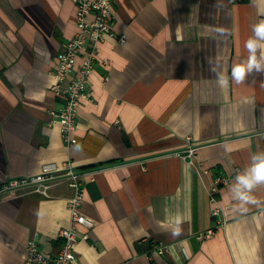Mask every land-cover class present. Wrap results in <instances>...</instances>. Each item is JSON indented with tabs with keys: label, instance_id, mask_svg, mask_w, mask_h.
I'll use <instances>...</instances> for the list:
<instances>
[{
	"label": "crops",
	"instance_id": "crops-1",
	"mask_svg": "<svg viewBox=\"0 0 264 264\" xmlns=\"http://www.w3.org/2000/svg\"><path fill=\"white\" fill-rule=\"evenodd\" d=\"M261 10L264 0H114L67 147L50 86L56 55L77 31L74 0H0V184L67 162L92 172L80 207L92 225L77 228L88 237L74 245V264H264V185L246 212L231 194L264 151V75L230 78ZM212 67L229 78L226 89ZM217 176L229 181L215 220L207 189ZM33 189L0 198V264H23L29 240L59 250L73 190L64 180L45 195ZM157 245L165 253L147 258Z\"/></svg>",
	"mask_w": 264,
	"mask_h": 264
},
{
	"label": "built area",
	"instance_id": "built-area-1",
	"mask_svg": "<svg viewBox=\"0 0 264 264\" xmlns=\"http://www.w3.org/2000/svg\"><path fill=\"white\" fill-rule=\"evenodd\" d=\"M114 0H74L75 23L77 31L71 39L66 41L62 49L56 55V70L54 83L50 86L52 94L61 99V109L55 113L50 112L54 122L59 125L61 139L67 147L75 143L72 138L75 127L76 111L79 103L87 98L86 85L92 72V63L97 59V46L105 33H109V28L113 20ZM124 41V36L117 39ZM87 46L88 51L82 56L80 64L75 67V58L78 52ZM74 70V75L69 77V73ZM67 80L65 85H62ZM187 138V155L191 156L196 150V146L190 144ZM206 173V172H205ZM91 179L92 172H81L73 168L71 163H63L60 166L44 170L35 175L10 178L0 184V198L3 196H14L17 189L32 187L34 192L46 194L51 183L64 180L73 190V195L67 201L69 211V224L59 230L57 236L61 239L58 252L55 255L38 250L34 240L27 241L25 245V256L23 264H74V245L78 239H87V234L79 236L78 226L91 227V222L80 212V207L84 197L83 182L85 178ZM229 179L223 176L215 177L209 184L207 194L211 205L212 219L221 212V206L216 198L221 187L228 183ZM215 221L213 227L199 234L198 238L211 236L219 225ZM167 247L164 245L154 246L146 257L152 259L154 256L163 255ZM125 264V263H122Z\"/></svg>",
	"mask_w": 264,
	"mask_h": 264
},
{
	"label": "clouds",
	"instance_id": "clouds-1",
	"mask_svg": "<svg viewBox=\"0 0 264 264\" xmlns=\"http://www.w3.org/2000/svg\"><path fill=\"white\" fill-rule=\"evenodd\" d=\"M259 14L264 16V10ZM220 31L223 32L222 29ZM252 32L253 35L245 43L249 54L247 60L232 65L230 69V78L237 84L245 83L254 73L264 75V19L252 26ZM210 70L216 74L219 86L226 89L229 86V78L217 73L214 67ZM262 185H264V151L254 153L250 165L234 178L231 194L232 199L237 202L236 210L246 212L247 205H256L258 201L252 193ZM181 223L182 220L177 218L173 236L181 234Z\"/></svg>",
	"mask_w": 264,
	"mask_h": 264
}]
</instances>
